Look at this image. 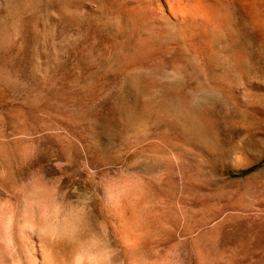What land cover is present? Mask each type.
I'll list each match as a JSON object with an SVG mask.
<instances>
[{
  "label": "rangeland",
  "instance_id": "374dc122",
  "mask_svg": "<svg viewBox=\"0 0 264 264\" xmlns=\"http://www.w3.org/2000/svg\"><path fill=\"white\" fill-rule=\"evenodd\" d=\"M116 1L124 18L102 0L93 2L103 11L0 0V164L15 151L10 167L31 171L23 194L0 186V264L17 255L13 215L59 208L47 237L60 262L121 264L123 246L96 205L118 209L131 184L166 213L164 230L134 223L143 264H264V0L261 38L242 3L217 0L218 77L208 82L232 83L223 89L180 87L203 83L200 57L173 63L178 49L140 18L146 3ZM160 81L179 87L151 86ZM43 185L62 197L50 202Z\"/></svg>",
  "mask_w": 264,
  "mask_h": 264
},
{
  "label": "bare ground",
  "instance_id": "6f19581e",
  "mask_svg": "<svg viewBox=\"0 0 264 264\" xmlns=\"http://www.w3.org/2000/svg\"><path fill=\"white\" fill-rule=\"evenodd\" d=\"M93 1H95V0H93ZM93 1H89V0H68V6L69 7H75L76 5H80L82 7L87 8V9L88 8L92 9V8L96 7L100 11L104 10L103 7H101L100 5L99 6H97L98 4L95 5V2H93ZM142 1H144L146 3L145 4L146 7L143 9L141 8L142 12L140 11L141 12L140 18L143 20V22H146L147 25L152 27L153 31L155 32V37L158 38L160 41H162L165 44L164 46H166V48H169V47H167V45H170V46L174 45L179 51V54L177 56L171 57L170 61H172L173 63H177L180 59H184L186 56H189L192 61H193V58H197L195 56H199L201 61H202V65H201V68L199 70V73L203 77L202 78L203 83L202 84H200L201 82L199 84H196V82L194 84L185 83V84L180 85V87L186 86V88L187 87L193 88L194 86H197V87H207V88L211 87L214 89L215 88L223 89L225 87H229L230 85H232V83H228V82H226V80L225 81L224 80H217L214 82H211V81L208 82V77H210V76L211 77H218V71H216L217 69L212 63L213 58H212V54H211V52L213 53V51H215L212 48V46H214L213 43H215V39H217V37L221 36L220 32H219V29L221 30V27H219V26H222V24H220V21H223L222 19L220 20L221 16L219 15L220 14L219 6H221V5H219L217 0H142ZM236 1L242 3V5L247 8L248 15L250 16V18L253 22L254 28L256 30L257 37H260L262 35L261 29L263 26L262 25L263 24V22H262L263 17H261L262 16L261 8H262L263 0H228V2H230V3H234ZM98 2H99V0H98ZM102 3L109 6V8H112V11H114L116 13L115 17H117V15H119V16L124 18V16L126 15L125 11L123 12L120 9L121 6L120 5H119L120 7L118 6L116 0H102ZM119 4H120V1H119ZM122 4H123V2H122ZM105 7L106 6H104V8ZM136 8H137V6H136ZM106 9L108 10L107 7H106ZM108 11L111 12L110 10H108ZM117 18H119V17H117ZM137 19H139V18H137ZM114 20H116V19H114ZM126 20H127V18H126ZM117 24H118V22L114 23V26L110 30L114 34L119 33V30H120V29H118L120 25L117 27ZM120 31L122 32V30H120ZM186 36H187V38H188V36L193 37L192 38L193 40H191L192 44L189 41H186V39H185ZM135 43H136V40H135ZM174 46H173V48L175 50ZM211 48L213 49V51H211ZM171 50H172V47H171ZM214 54H216V53H214ZM184 55H186V56L183 58ZM184 61L187 64L186 60H184ZM184 61L182 60V62H184ZM172 62H170V63L172 64ZM180 62H181V60L179 61V63ZM157 69H158V67H157ZM163 70H159L158 74L159 73L164 74L165 78H168L169 76H171V77L175 76V73L172 72V71H174L173 69L170 73H168L169 71L166 72ZM165 75H168V76L166 77ZM225 77H226V75H225ZM228 77H230V76H228ZM227 80H230V79H227ZM199 81H201V80H199ZM174 84L176 85V83H174ZM147 85H149V84H147ZM175 85H171L170 83L167 84L164 81H160L158 83H152L151 86L154 88H158V89L162 88L164 86H172L173 88L179 87V86H175ZM250 85L251 84L247 83L245 86H243V84L241 86L246 88ZM146 87H148V86H146ZM252 87H253V85H252ZM154 88H152V89H154ZM155 90H157V89H155ZM18 114L20 115V113H18ZM0 136H1V131H0ZM0 147L5 148L4 144H1ZM1 155H3V154H1ZM19 156H20V154L16 153L15 151H12V152L8 151V153L6 155L1 157L2 159H1V164H0L1 165L0 166V186L3 187L4 189H6L8 192L10 191L12 193L11 196L12 195L18 196L20 194H23L25 192L24 188H26L24 186L25 185L24 183H26V180L28 179V177L31 176V171H29V170H24L22 168L20 169L19 167H18V169L13 168L12 166L10 167L9 160L18 159ZM48 186L49 185L44 186L43 190L45 191V194L47 195V198L49 201L50 200L53 201L56 198L62 197V195L60 196L61 193H59L58 190H55L57 187L54 186V188H53V186L52 187H48ZM98 189H99V187H98ZM94 191L97 192V189H94ZM123 193L124 194L122 196V205L118 209H105L103 207L102 203H98L96 205V209H97L100 217L103 219L101 221H105L108 225H110L113 228V230L115 231V235L117 234V239L115 241L116 243L113 242V244L114 245L120 244L123 246L122 247L123 248V254H124L123 257L125 256L126 261L124 258V261L122 260L123 262H121V264H143L141 259H140L142 256L139 258L136 255L137 254L136 251H138L136 249H138L139 244L136 246V237H135L136 233H134V232L137 230L135 229V227H136L135 222H138L137 220H140L141 223L145 227H149V226L154 224V225L158 226L161 230H164L165 222H166V213H165V211H162V207H161L162 205L161 204L158 205L159 203L158 204L151 203V201L149 199L150 193L148 194L147 189L143 188L140 185H137V184L126 185L125 187H123ZM100 194H101V192H100ZM52 201H50V202H52ZM60 210H61V208L55 209L53 211H49L48 213L40 215L37 218L31 217L32 215L30 217H26V216L23 217V216H20L18 214L19 215L18 216L14 213L15 216L13 215L14 218L12 221L11 239H12V242L14 244V248H16L15 249L16 252L14 254H17V255L15 257H10L9 262H11V264H74V263H79L80 257H78L75 261L72 260L73 258L70 259L69 257H65V259H62L64 261L60 262L56 258L55 254H52L53 253L52 252L53 246L51 245V243L48 239L50 237L49 236L47 237V235H48L47 230L49 229L48 227H50L51 224H53L58 219V217H60L59 216ZM37 212H39V210ZM32 213L34 214V212H32ZM167 221H168V218H167ZM176 222L177 221H175L174 223H176ZM141 223H140V225H141ZM174 228L175 227H173L172 229H174ZM169 229L172 230L171 228H169ZM169 229H167V231ZM116 231H117V233H116ZM154 231L156 232V230H154ZM147 232H149V231H147ZM140 235H141V233H140ZM158 238H160L159 235H158ZM140 239L141 238H139V240ZM51 240H53V239L51 238ZM57 240H59V239H57ZM62 241H64V240H62ZM143 241H140V242H143ZM164 241H166V240H164ZM141 246H143V245L141 244ZM157 253H159V252H157ZM158 256L160 257V256H162V254L158 255ZM100 257H102V256H100ZM145 264H159V263H158V259H156V258L150 259V257H149V259L145 262Z\"/></svg>",
  "mask_w": 264,
  "mask_h": 264
}]
</instances>
